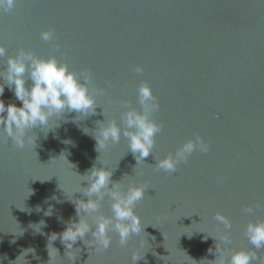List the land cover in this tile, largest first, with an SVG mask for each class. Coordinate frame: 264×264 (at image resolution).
<instances>
[{
  "label": "water",
  "instance_id": "water-1",
  "mask_svg": "<svg viewBox=\"0 0 264 264\" xmlns=\"http://www.w3.org/2000/svg\"><path fill=\"white\" fill-rule=\"evenodd\" d=\"M49 29L54 40L45 43L39 33ZM0 46V70L23 49L55 56L71 71L88 69L92 86L105 90L95 115L53 117L47 128L27 133L23 149L0 137V264H48V243L52 264H131L133 253L144 252L136 264H218L215 244L225 260L254 251L252 264H259L264 247L255 249L244 229L264 221V0H17L0 14ZM141 81L159 103L151 118L162 130L152 154L137 164L123 136L98 153L96 122L120 125L125 100L139 111ZM0 100L21 106L7 86ZM194 135L208 142V153L194 152L175 173L155 169L154 158L174 154ZM101 164L125 188L148 186L134 208L142 231L123 248L110 233L103 253L77 241L71 262L59 238L48 237L78 221L72 201L86 202L77 191L88 185L77 175ZM248 205L252 214L242 211ZM99 214L111 215L107 197ZM28 249L34 251L16 260Z\"/></svg>",
  "mask_w": 264,
  "mask_h": 264
},
{
  "label": "clouds",
  "instance_id": "clouds-1",
  "mask_svg": "<svg viewBox=\"0 0 264 264\" xmlns=\"http://www.w3.org/2000/svg\"><path fill=\"white\" fill-rule=\"evenodd\" d=\"M16 3L17 0H0V14L8 13ZM39 37L43 42L50 43L54 40V33L51 29L42 30ZM5 54V48L0 46V58H3ZM134 71L139 74L143 72V68L137 65ZM0 80L3 81L0 83V96L3 95L4 88L7 86L21 105L19 107L13 103L5 105L0 100V137H6L17 149H23L26 142H31L27 136L30 130L47 128L53 117L61 119L65 113L73 112L77 113L76 117L95 115L96 108L99 106L96 98L105 94L103 88L92 86V74L88 69H82L79 72L71 71L67 64L59 62L55 56L41 58L23 49L18 50L15 56L7 57L3 70H0ZM136 99L140 105L139 111L131 107L129 101L121 102V107L126 110L121 113L120 125L115 120L107 123L105 119L103 122H96L99 127L96 126L92 135L96 141L97 152L98 149L104 150L119 143L123 136L127 140L128 152L132 154L137 164L144 162V159L152 154L154 138L162 130V125L151 118L152 114L158 111L159 103L145 81H141L137 86ZM76 117L73 122L77 120ZM84 132L88 131L84 129ZM209 150L208 142L201 136L194 135L193 138L182 143L174 154H169L162 159L154 158L156 160L154 167L166 174L175 173L181 164L188 162L189 156L194 152L206 154ZM112 175L113 171H109L104 165L99 168L93 165L84 175H77L88 185L84 188L79 186L77 191L87 198L86 202L72 201L78 221L68 222L62 233H53L48 237L49 242L59 238L65 249L64 255L71 262L76 259L72 253L79 249L73 250V245L77 241H81L88 249L103 253L112 243L110 233L117 235L118 243L123 248L127 245L130 236L139 235L142 231L141 220L134 208L144 199L148 186L129 182L125 188L121 181L114 182ZM106 197L110 201L111 215H95L99 213L101 202ZM242 211L252 214L254 208L248 205ZM50 214V211L45 213V215ZM89 217L92 219L91 223L87 219ZM215 219L223 224L225 230L231 229L232 225L227 217L216 213ZM89 234L91 238L85 239ZM244 235L255 249L264 247V221L247 223ZM208 237L211 236H205L204 239ZM221 240L225 245L230 243L228 235L222 236ZM141 246L143 247V244ZM48 248L49 243L47 245L48 264H52L54 257ZM52 248L58 255L57 249ZM33 251L28 249L22 252L16 260L21 256L24 258L28 252ZM208 251L212 253L213 249L209 248ZM223 251L224 249L215 244V253L218 254L215 261L219 258L218 264H252L257 260L254 251L251 253L236 251L225 260ZM144 254L140 256L133 253L131 264H136L138 260L143 259ZM259 264H264V256L259 258Z\"/></svg>",
  "mask_w": 264,
  "mask_h": 264
}]
</instances>
